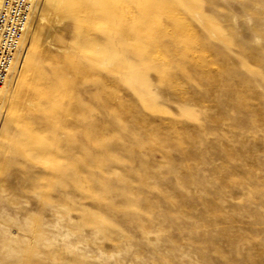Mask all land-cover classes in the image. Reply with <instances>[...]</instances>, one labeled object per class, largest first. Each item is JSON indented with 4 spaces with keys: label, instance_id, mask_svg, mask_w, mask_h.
Wrapping results in <instances>:
<instances>
[{
    "label": "rangeland",
    "instance_id": "obj_1",
    "mask_svg": "<svg viewBox=\"0 0 264 264\" xmlns=\"http://www.w3.org/2000/svg\"><path fill=\"white\" fill-rule=\"evenodd\" d=\"M35 11L44 20L32 18L2 87L0 264H264V0H39ZM186 26L198 43L183 39L181 51L208 57L192 78L164 35ZM158 46L164 58L151 68ZM52 66L76 83L78 118L116 138L114 155L63 115L73 144L41 128L28 152H12L8 138L27 139L9 118L16 100L29 102L22 80ZM110 103L132 107L130 128ZM150 130L160 144L142 138Z\"/></svg>",
    "mask_w": 264,
    "mask_h": 264
},
{
    "label": "bare ground",
    "instance_id": "obj_2",
    "mask_svg": "<svg viewBox=\"0 0 264 264\" xmlns=\"http://www.w3.org/2000/svg\"><path fill=\"white\" fill-rule=\"evenodd\" d=\"M35 1L36 2L32 8L31 17L28 20L26 30L21 38L19 47L13 56V60L10 69L8 71V75L0 89V112L2 111V108L4 106L3 101L6 95L2 87L4 86L8 77L10 76L13 66H15V62H17V58L19 57V51L24 46L23 45L24 38L27 37L26 34H28V31L32 25L31 24L32 18L36 16L38 18V21L44 20L43 14L35 11L37 9L39 0H35ZM159 4L161 7H165V5H167L165 3L162 4L161 2ZM178 20L180 21L182 19L180 18ZM156 23H158V20L156 21ZM170 25L172 26L173 24ZM177 29L179 30L175 31V33H173L171 30H166V33L164 35L169 38V40L174 46V48L171 51V55L177 59H181L180 63L177 65V68L185 72V74L187 73L191 77V74L189 72L190 67L192 66L205 67L208 63V57H206L203 53L195 54L196 51L194 50L192 51V53L184 54L180 49V45L183 39L188 41V43L192 47H194V45H196L198 41L196 36L190 29V27L186 26L185 29H183V27H177ZM150 32L152 36L155 37H158V35L160 34L157 28L152 29V31ZM163 58L164 56L162 54V51L158 46L155 48L154 52L148 58L149 64L148 63L147 64L149 67L153 68L150 62H155ZM159 76L160 79L163 80V82L169 84L171 87H174L177 90H180L183 87L182 84L175 81L173 77L170 75V73L167 71L160 70ZM54 80L58 82L56 84H53ZM189 80L190 79H188V81ZM75 84L76 83H74L73 81H65L63 78H61V71L58 67L55 66L51 67L50 75L48 77L38 76V79L34 82L31 76L23 78L21 90L24 92L25 96L29 98V102L25 104L23 102H19L18 100H16L12 108L10 109L9 118L11 124H16V125H18V123L23 124L22 126L24 127L27 133V139L11 140L8 138L9 147L14 154L26 153L29 151L28 144L30 142L40 141L39 140L40 135L37 132V130L41 128L43 130H51L52 128H59L62 131H64L65 134L67 135L66 143L73 144L74 142L72 138L73 136L71 137V133L65 131V124L62 122V115H63L71 120L72 128L74 129L78 128L82 130L81 132L84 133L85 137L88 139L87 141L92 143L97 148V150L106 151L110 156L114 155L115 151L117 150H115V146L112 144V142L115 141L116 143V138L111 135H110V139L107 136L101 137L100 135L97 134L96 130L94 129L95 125H92L90 121L84 123L78 118V116H82L85 113L84 111L82 112V107L73 98V91ZM112 87L114 89H118L119 85L116 83ZM114 89L110 90V92L107 93L109 99L113 97ZM66 98L69 99V103L67 104L64 103V100ZM30 99L32 101H30ZM239 103L244 107L250 106V103L248 102V99L244 91H242V97ZM131 108L132 107L128 105L127 108L122 111L115 108L113 105H111V103L108 106V109L112 112L114 119L126 124L128 128L132 126L131 123L128 121V112ZM30 111H37L45 114L47 117V121L46 122L36 121L29 114ZM209 118L211 121L215 123H219V119L216 116V114L210 116ZM121 138L124 139V135ZM142 138L150 140L152 143L155 144H160V142H162L161 137H159L158 131L149 132L143 135ZM242 141H243V137H242ZM171 142L175 146L180 147L183 145V138L179 135L174 137V139L171 140ZM117 144H118L117 147L121 148L122 144L119 143ZM226 156L230 164L237 157L232 154H227ZM184 158L188 159L189 154L184 153ZM3 166H4V162L1 160L0 172H2Z\"/></svg>",
    "mask_w": 264,
    "mask_h": 264
},
{
    "label": "built area",
    "instance_id": "obj_3",
    "mask_svg": "<svg viewBox=\"0 0 264 264\" xmlns=\"http://www.w3.org/2000/svg\"><path fill=\"white\" fill-rule=\"evenodd\" d=\"M35 0H0V89L26 30Z\"/></svg>",
    "mask_w": 264,
    "mask_h": 264
}]
</instances>
